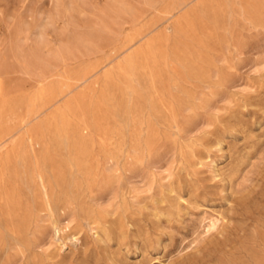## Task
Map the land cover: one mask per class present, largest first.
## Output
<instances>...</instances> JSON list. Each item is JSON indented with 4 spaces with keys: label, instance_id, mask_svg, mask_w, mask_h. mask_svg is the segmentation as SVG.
I'll return each instance as SVG.
<instances>
[{
    "label": "rangeland",
    "instance_id": "rangeland-1",
    "mask_svg": "<svg viewBox=\"0 0 264 264\" xmlns=\"http://www.w3.org/2000/svg\"><path fill=\"white\" fill-rule=\"evenodd\" d=\"M2 103L0 264H264V0H0Z\"/></svg>",
    "mask_w": 264,
    "mask_h": 264
},
{
    "label": "bare ground",
    "instance_id": "bare-ground-1",
    "mask_svg": "<svg viewBox=\"0 0 264 264\" xmlns=\"http://www.w3.org/2000/svg\"><path fill=\"white\" fill-rule=\"evenodd\" d=\"M0 109H1V111H3V112H5L6 110H8L10 114H12V113L14 114V113H15V112H14V109H13V106H6V105H4L3 103L0 104ZM9 113H8V114H9ZM31 115H32V112H31L30 109H29V111L27 112V115H26L25 117L21 118V120H20V123H22V121L24 122V124L22 123L23 125L21 124V126H20V125H18V126H14V127L10 128V129L4 131L3 134H1V138H0V147L4 146V145L6 144V142H8V140L12 139V137H13L17 132H19V131L21 130L22 127H24L25 125H27V124L31 121ZM17 116H18V115H17ZM7 117H8V116H7ZM14 117H15V116H14ZM15 119H16V118H15ZM14 121H15V120H14ZM18 121H19V120H18ZM29 136H30V134H29ZM29 142H30L31 145H32V144H34L35 139H34L32 136H30V137H29ZM38 179H39V181H40V185H41V189H42V192H43V195H44V199H45L47 205H48V206H51V205H52V203H51V196H50L49 188H48V186H47V183L45 182V179H44L43 174H39ZM55 231H56V230H55Z\"/></svg>",
    "mask_w": 264,
    "mask_h": 264
}]
</instances>
